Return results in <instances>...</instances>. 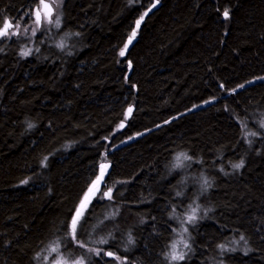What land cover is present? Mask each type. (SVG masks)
<instances>
[{"label": "trees", "instance_id": "trees-1", "mask_svg": "<svg viewBox=\"0 0 264 264\" xmlns=\"http://www.w3.org/2000/svg\"><path fill=\"white\" fill-rule=\"evenodd\" d=\"M40 3L0 0V264H264V0Z\"/></svg>", "mask_w": 264, "mask_h": 264}, {"label": "snow or ice", "instance_id": "snow-or-ice-1", "mask_svg": "<svg viewBox=\"0 0 264 264\" xmlns=\"http://www.w3.org/2000/svg\"><path fill=\"white\" fill-rule=\"evenodd\" d=\"M41 2L43 3V0H41ZM157 3H159V0H156ZM156 6V4H153L152 7L154 8ZM43 7L44 9L47 10V13L48 15L50 16L51 15V7L49 6V4L47 3H44L43 4ZM148 11H151V9H149ZM147 12L144 13V15H142L137 21H136V27L139 28L140 24L142 23V21L144 20V17L147 16ZM229 15V13L227 11L224 12V16L227 18ZM37 18L39 19V13L37 14ZM51 22V21H50ZM57 25L59 24V20L57 19L56 21ZM12 28V24L8 21H5L3 23V26L0 27V37H3V36H7L9 35V29ZM13 35H15L16 33H12ZM136 36V32L133 31L131 33V36L129 37L128 39V44H130L132 42V39H134ZM127 47L128 45L126 44L124 46V48L120 51V56H124L126 51H127ZM23 55L27 56L29 55V52L28 51H25L22 53ZM130 66V65H129ZM242 87V86H241ZM133 111V109L131 107L128 108V113L130 114L131 112ZM264 126V125H262ZM250 135H256V133H250ZM184 159H189V157H187L186 155L184 156ZM177 160H180V157L178 156L177 157ZM242 165L241 164H237V165H234V167L236 168H239L241 167ZM108 167L107 164H101L100 165V174L95 178V180H93L91 182V185L89 186V188L87 189V191L84 193L80 203H79V206L78 208L76 209L75 211V214L74 216L72 217L71 219V231H70V234H71V237H72V240L79 246V247H84V244L77 239V226L79 224V220L80 218L82 217L83 215V210L87 207V205L90 203L91 199L96 195V193H98L100 191V185L101 183L103 182V178H104V175H105V170L106 168ZM26 183V181H25ZM207 183V182H205ZM104 187L106 188V191H104L102 193V196L101 198H104V197H107L109 199H111V189H107V185L106 183L104 184ZM196 219V216H195V213H193L192 215H190L188 217V220L191 222L193 220ZM241 239H243V237H241ZM100 243H106V241L104 240H101ZM187 246V245H185ZM53 252H56L58 251V248H52L51 249ZM90 251H94L96 252V254L98 255L99 254V251L96 250V249H89ZM107 255H112V253H106ZM173 260L175 259H183V256L182 255H179L177 256L175 253L172 255L171 257ZM57 264H61L60 261H57ZM74 264H84V260L83 259H79V260H76L74 262Z\"/></svg>", "mask_w": 264, "mask_h": 264}, {"label": "rangeland", "instance_id": "rangeland-1", "mask_svg": "<svg viewBox=\"0 0 264 264\" xmlns=\"http://www.w3.org/2000/svg\"><path fill=\"white\" fill-rule=\"evenodd\" d=\"M64 0H43V3L41 2L38 8V11L36 13V18H35V23L32 25V31H34V29H42L44 26H49L52 23H56L57 19H60V10H61V6L63 4ZM47 3L49 4V6L51 7L52 11H51V15L49 16L47 13V10L44 9L43 4ZM39 13V19L37 18V14ZM51 21V22H50ZM23 28V27H22ZM30 26H25L23 28V30H29ZM24 30V31H25ZM19 31L18 28H10L9 29V36H13L12 33H17ZM20 32V31H19ZM22 36H24V33H22ZM128 47L130 46V44H128ZM127 47V48H128ZM130 71V69H129ZM129 116V113L127 114V117ZM104 188L103 186L100 185V191L98 193H96V195L91 199L90 203L87 205V207L97 198H101L102 193L104 192ZM112 191V190H111ZM112 195V192H111ZM87 207L83 210V213L85 212V210L87 209ZM188 218L185 219L183 222H179L180 225V229L178 232V237L176 238V240L174 241V244L172 245L171 248V257L172 255L175 253L177 256L182 255L184 256V254L186 253V247L185 245H187V236H186V223L188 222ZM52 248H48L47 252L48 254L47 256V260L51 257H53L54 255H56V252H53L51 250ZM74 249H78V246L74 245ZM50 251V252H49ZM108 251H105V253H107ZM110 252V251H109ZM108 252V253H109ZM104 253V255H105ZM110 257V256H109ZM57 261H60L61 264H74L75 261H68L66 259L61 258H56L55 261H53V263L50 264H57Z\"/></svg>", "mask_w": 264, "mask_h": 264}, {"label": "water", "instance_id": "water-1", "mask_svg": "<svg viewBox=\"0 0 264 264\" xmlns=\"http://www.w3.org/2000/svg\"><path fill=\"white\" fill-rule=\"evenodd\" d=\"M107 165H108V164H107ZM108 167H109V165H108ZM108 167H107V168H108ZM107 168H106V170H105V173L107 172ZM107 256L109 257V255H107Z\"/></svg>", "mask_w": 264, "mask_h": 264}]
</instances>
